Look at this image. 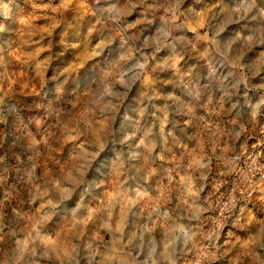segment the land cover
Returning a JSON list of instances; mask_svg holds the SVG:
<instances>
[{
    "label": "clouds",
    "instance_id": "obj_1",
    "mask_svg": "<svg viewBox=\"0 0 264 264\" xmlns=\"http://www.w3.org/2000/svg\"><path fill=\"white\" fill-rule=\"evenodd\" d=\"M210 5L215 11L208 31L193 37L191 25L205 16ZM85 6L91 19L83 28L76 18L69 25L74 31H86L94 24L98 27L93 43L105 40L111 46L103 48L100 59L78 79L66 86L60 77L53 80L44 93L45 107L53 103L71 115L78 97L87 94L89 112L95 109L101 118L115 119L101 143L82 152L69 172L49 180L64 195L48 200L50 221L45 231H54L67 219L86 225L93 218L85 213L93 211L109 176L123 171L131 182L117 189L124 197L121 225L127 221L131 236L125 237L121 230L115 241L120 264H147L133 255L146 247L143 235H136L137 212H132L140 202V189L145 194L151 191L152 184L147 182L152 176L184 173L180 181L185 183L187 178V195L199 198L213 161L234 150L233 142L264 117V84L253 80L257 61L264 66V0H201L199 7L189 0H86ZM200 40L206 54L189 59V46ZM181 59L183 63H178ZM169 79L172 86L161 83ZM146 83L151 87H145ZM31 103L35 102H0V124L10 136L17 127L31 136L25 123L36 118L35 112H26ZM157 109L164 110L163 121ZM173 150L179 159L171 169L161 168L157 174L139 167L141 159L166 160ZM111 212L109 201V219ZM129 212L132 219H127ZM105 227H109L107 221L96 222L93 238L73 248L74 264H111L117 259L99 246L103 245L99 231ZM82 233L83 228L77 239ZM243 244L253 264H264V232L249 233ZM25 251L20 250L18 260L32 264L33 257H25Z\"/></svg>",
    "mask_w": 264,
    "mask_h": 264
},
{
    "label": "rangeland",
    "instance_id": "obj_2",
    "mask_svg": "<svg viewBox=\"0 0 264 264\" xmlns=\"http://www.w3.org/2000/svg\"><path fill=\"white\" fill-rule=\"evenodd\" d=\"M85 2L0 0V102L34 101L26 112L36 113L35 120L25 121L31 136L23 134L19 127L10 136L0 124V264H24L23 259L18 260L21 249H26L25 257H33L32 264H74L73 248L93 238L100 220L107 221L109 227L99 231L107 248L99 246L105 254L111 252L117 257L111 264H120L115 241L121 230L125 237L131 236L127 221L121 225L120 201L124 197L117 189L121 185L127 188L131 182L123 171L109 176L93 211L85 213L93 218L86 225L67 219L54 231H45L50 221L48 200L64 195L62 188L50 185L49 180L62 171L69 172L82 152L101 143L115 119L101 118L95 109L89 112L87 94L78 97L71 115L53 103L45 107L44 93L53 80L60 77L66 86L78 79L100 59L101 50L111 46L105 40L93 43L98 26L74 31L69 25L76 18L83 28L91 19ZM189 3L199 7L201 0ZM213 11L210 5L205 16L191 25L190 35L203 36L208 31ZM200 43L204 41H194L189 46V59L206 54ZM256 67L253 80L264 84V66L258 60ZM161 83L168 87L173 80ZM145 87L151 85L146 83ZM157 112L163 121L164 110ZM233 143L234 150L213 161L207 186L199 198L187 195V178L185 183L180 181L184 173L152 176L147 182L152 184L151 191L145 194L140 189V202L132 212H137L136 235H143L146 247L133 255L147 264H253L243 240L256 230L264 232V117ZM177 159L178 153L173 150L166 160L141 159L139 167L159 174L161 168L171 169ZM127 219H132L131 212ZM81 228L83 233L77 239Z\"/></svg>",
    "mask_w": 264,
    "mask_h": 264
}]
</instances>
